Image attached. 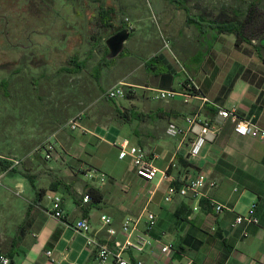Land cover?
I'll return each instance as SVG.
<instances>
[{
	"label": "crops",
	"instance_id": "obj_1",
	"mask_svg": "<svg viewBox=\"0 0 264 264\" xmlns=\"http://www.w3.org/2000/svg\"><path fill=\"white\" fill-rule=\"evenodd\" d=\"M201 1L175 0L173 3L178 6H169L173 11L164 20L163 31L168 42L165 47L171 52L162 49L154 55L166 69L165 73L152 74L145 66L148 60L143 59L139 65L140 83H133L127 77L113 82L108 90L120 85L132 88V99L124 98L125 103H120L101 97L98 107L102 111L96 119L85 114L77 129L80 137L58 135L59 139L68 140L62 144L56 141L57 153L52 154L51 159L55 163L46 170L36 168L33 160L31 167L19 168L20 174H10L1 168V175L10 179L7 183L10 186L6 185L9 190L25 197L16 219L7 216L2 221L0 217V253L9 255L13 264H94L96 248L87 247L88 236L75 230L74 222L87 219L92 227L89 235L107 241L110 238L106 227L102 226L101 216L111 218L112 226L119 230L124 221L137 217L144 208L156 216L151 236L179 251L165 259L153 248L142 255L147 261L180 264L190 259L193 264H264V139L238 136L233 124L226 121L217 139L206 144L199 157L193 158L190 155L191 134L171 137L166 132L169 124L185 129V117L194 113H199L203 121L212 122L219 108H235L240 118L264 129V63L253 45L236 46L233 34H218L208 27L201 33L198 27L187 22V11L197 20L201 15H206L208 20L218 17L241 20L249 2L217 0L219 4L215 5L214 0H205L206 4L202 6ZM257 3L255 5L264 14V0ZM220 12L222 16H219ZM130 34L136 35V31L129 33L127 41ZM126 42L118 56L121 59L130 54L128 51L125 55ZM260 44L264 46V39ZM76 60L79 65L87 64V60ZM70 62L61 69L63 72L74 71ZM176 78L179 79L177 86L168 88L187 93L183 84L190 81L199 95L209 102L203 105L199 97L152 100L155 88L170 86ZM124 110L130 114L126 120L119 116ZM135 114L142 117H133ZM92 120L96 123H91ZM102 134L115 139L110 142ZM124 140L145 150L153 160L158 172L151 182L136 174L130 157L120 159L116 148L118 155L113 154V165L98 158L97 141L112 145ZM91 144L94 149L88 152L87 146ZM39 157L46 155L41 153ZM58 160L73 163L74 174L62 170L57 165ZM90 171L104 175V179H90ZM163 172L167 179H161ZM80 173L89 181L81 180ZM28 174L35 176L34 188L25 178ZM198 174H204L209 182L216 184L214 188L206 186L204 199L196 201L176 193L170 202H165L164 198L175 183L179 185ZM57 180H63L69 189L48 193L62 198L63 220L51 216V206L46 198L39 200L36 197L38 190H47ZM87 185L103 192L102 203L83 202ZM0 186H4L1 181ZM150 188H154L155 193L149 201L147 190ZM212 204L221 205L223 212H217ZM252 205H255L258 224L233 229L231 225L236 216L247 215ZM21 226L26 228L24 235H21ZM118 239L123 241L124 238L119 235Z\"/></svg>",
	"mask_w": 264,
	"mask_h": 264
},
{
	"label": "rangeland",
	"instance_id": "obj_2",
	"mask_svg": "<svg viewBox=\"0 0 264 264\" xmlns=\"http://www.w3.org/2000/svg\"><path fill=\"white\" fill-rule=\"evenodd\" d=\"M174 1L0 0V16L5 17V21L0 19V32L4 30L13 45H23L21 49H9L6 44L4 55L0 52V69L5 71L1 75L8 81L6 93L0 88V158L19 160L18 168L24 169L31 167L32 160L42 170L52 166L53 159L45 162L42 157L38 158L41 153L46 154L38 149L47 143H66L68 139H59L61 135L80 137L79 130L73 131L68 126L70 118L84 113L96 119L102 111L98 107L101 99L106 100L104 91L121 77L140 83L141 60H150L157 51L166 49L168 42L163 25L173 11L169 6H178ZM204 2L200 4L204 6ZM212 3L219 4L217 0ZM101 8L109 13L113 29L99 23ZM125 24L132 26V30L127 29L129 32L136 31L125 45V55L130 53V59L108 60L105 41ZM28 55L31 59L26 58ZM74 58L88 60L85 72L68 74L61 70ZM178 81L176 78L168 82L170 86L159 85L154 90H170L168 87L177 86ZM124 88L125 92L132 93V88ZM118 100L125 103L123 99ZM102 135L110 142L115 139ZM97 142L98 158L113 165V154L118 152L110 144ZM93 149V144L87 146L88 152ZM57 165L74 174L73 163L58 160ZM78 177L89 181L83 173ZM0 181L4 184L0 186L1 220L7 216L16 219L25 197L9 190L6 185L10 186L7 184L10 179L1 175V165Z\"/></svg>",
	"mask_w": 264,
	"mask_h": 264
},
{
	"label": "built area",
	"instance_id": "obj_3",
	"mask_svg": "<svg viewBox=\"0 0 264 264\" xmlns=\"http://www.w3.org/2000/svg\"><path fill=\"white\" fill-rule=\"evenodd\" d=\"M126 23H129L128 20H126ZM128 28L129 30H132V26L129 24ZM187 83L188 88L194 87L190 81ZM152 92V100H172L176 97H184L188 100L190 98L199 97L203 105L209 102L204 96L190 94L189 92L184 93L174 89L153 90ZM125 95V88L120 85L109 89L105 93V98L114 101L124 99ZM84 118L85 114L80 113L69 121L68 126L73 131L77 130ZM184 121L186 123L185 129H180L173 124H169L166 132L167 135L171 137H175L179 134H191L193 139L191 142L190 155L193 158L199 157L205 145L213 143L217 139L220 128L226 121H230L233 124L234 133L238 136L251 137L259 140L264 139V129L257 127L249 120L240 118L237 115L235 108H219L212 122L203 121L199 113H194L185 117ZM45 145L46 150L44 152L46 153V158L50 159V155L55 150L54 145L51 143ZM112 146L118 150L120 159H124L125 157L131 158L133 169L138 176L142 177L147 182H151L156 176L158 169L153 165V160L145 150L137 146H131L127 140H124L121 143L113 142ZM12 162L14 165L20 164L19 160H14ZM88 176L90 179L97 177L102 180L104 179V175H99L93 171H90ZM161 179H167V174L165 172H163ZM206 186L214 188L216 184L212 181L209 182L207 176L204 174H198L195 178L184 182L179 190H175V188L172 187L169 190L168 196L165 197L164 200L165 202H170L172 196L177 193L181 196H190L193 200L200 201L205 198L204 190ZM154 193V188L147 190L149 201ZM45 198L50 203L51 216L55 219L63 220L65 218V213L62 198L59 195L52 193L46 194ZM83 202H90V198L84 196ZM211 207L219 213L224 210L221 205L213 206L212 204ZM254 209L255 205H252L247 215L236 216L231 227L234 229L241 225H257L258 219L254 215ZM100 220L102 226L106 227L110 240L102 241L90 236L89 234L92 233V227L89 221L85 218L76 220L73 224L75 230L88 236L86 240L87 247L94 246L96 248L94 264H157L155 260H145L142 255L149 250L156 248L158 250V255L161 258L170 259L179 252L172 245L165 244L160 239H155L151 236L150 233L156 225V216L149 212L147 208H144L142 213L137 217H131L124 221L119 230L112 226L111 218L101 216ZM142 224H144V228H142ZM119 235L123 236V241L118 239ZM48 255H50V253H48ZM0 264H13V262L7 255L0 253ZM180 264H193V261L187 259Z\"/></svg>",
	"mask_w": 264,
	"mask_h": 264
},
{
	"label": "trees",
	"instance_id": "obj_4",
	"mask_svg": "<svg viewBox=\"0 0 264 264\" xmlns=\"http://www.w3.org/2000/svg\"><path fill=\"white\" fill-rule=\"evenodd\" d=\"M256 2L259 3V0H253L248 3L247 8H246V15L244 16V18L241 17V20H239L237 17L229 18L227 20H222L221 17H218V19H215V20H210V19L208 20L206 15H201L200 20L198 19L199 20L198 21L196 18L192 17V14L190 11H187V22L194 24L196 27H198V30L201 33L205 31L204 27H208V29H213L218 34H223V33L233 34L235 36L236 46H240L242 44L253 45L259 58L264 63V46L260 44V42L264 39V14H262L259 11L257 5H255ZM219 16H222L221 12ZM108 17H109V13L105 12L103 8H101L99 12V18H98L99 23L104 28L105 27L114 28V25L111 23V20ZM125 26H122L116 29L113 34L124 30V28L128 29L126 24ZM255 42L256 44H254ZM107 52L108 50L106 49V53ZM70 64L74 68V71L69 72L70 74L80 73V71L86 68V66L84 65L83 66L79 65L76 59L75 60L72 59ZM145 66L152 74H155V75L163 74L166 72V69L163 66H161V64H159L156 57H153L150 60H148L145 63ZM187 82L183 84V87L187 90V92H189L190 94L199 95V92L194 87L188 88ZM5 89H7V87H5ZM132 97L133 95L131 92L129 91L126 92V95H125L126 99H132ZM128 112L129 111H126V110L121 111V113L119 114L120 118L123 120L130 118L129 116L130 114ZM133 117L139 118L142 116H140L139 114H135ZM38 150L40 152L45 151L46 150L45 145L40 147ZM53 153H57V151L54 150ZM50 156H51L50 159H47L45 157L43 158V160L45 162H50L52 159V154ZM0 165L2 169H4L10 174H20L18 165H14L12 161L0 158ZM34 177L35 176H30L29 174L25 175V178L29 180L33 188H34V179H35ZM182 184L183 183L178 185V183H175L174 184L175 190H179ZM61 188H64L66 191L69 189L63 180H57L54 183H52L51 186L47 190H38L36 193V197L39 200L43 199L45 198L48 192H56V191H59V189ZM85 195L88 196L90 198V201L95 205L102 203V201L104 200L103 192L89 185L86 186ZM201 203H204V202H201ZM204 205L206 207L208 206L207 203H204ZM28 222L29 221H27V223ZM25 231H26V228L24 226H21L20 228L21 235L22 234L24 235ZM177 254H179V252ZM7 256L10 257L9 255Z\"/></svg>",
	"mask_w": 264,
	"mask_h": 264
},
{
	"label": "water",
	"instance_id": "obj_5",
	"mask_svg": "<svg viewBox=\"0 0 264 264\" xmlns=\"http://www.w3.org/2000/svg\"><path fill=\"white\" fill-rule=\"evenodd\" d=\"M128 37L129 32L125 29L117 32L115 35L106 40L105 44L109 50L108 60L115 59L119 56Z\"/></svg>",
	"mask_w": 264,
	"mask_h": 264
},
{
	"label": "flooded vegetation",
	"instance_id": "obj_6",
	"mask_svg": "<svg viewBox=\"0 0 264 264\" xmlns=\"http://www.w3.org/2000/svg\"><path fill=\"white\" fill-rule=\"evenodd\" d=\"M0 19H3L5 21V17L4 16H0ZM0 34H1V36H0V40H1L0 41V52H1V54L4 55V51L6 50V44H8V46H10L9 49H11L13 47H15V49L23 48V45H20L19 43L16 44V45H13L12 42L8 39L7 33L4 30L1 31ZM115 34H113V35H115ZM29 56L30 55H28L26 58H29ZM29 59H31V58H29ZM2 73H5V71L0 69V88L3 91L5 90V92H6L7 89H5V87H8V81L6 80V78L4 76L1 75ZM9 73L11 74V72H9ZM14 73H17L16 69H15Z\"/></svg>",
	"mask_w": 264,
	"mask_h": 264
}]
</instances>
